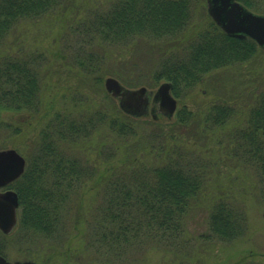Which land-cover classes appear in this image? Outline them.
I'll return each instance as SVG.
<instances>
[{"label": "trees", "instance_id": "1", "mask_svg": "<svg viewBox=\"0 0 264 264\" xmlns=\"http://www.w3.org/2000/svg\"><path fill=\"white\" fill-rule=\"evenodd\" d=\"M239 1L257 13L264 8V0ZM68 2L0 0V56L19 22L42 17L65 7ZM200 6L201 0H115L107 10L88 17L83 27L89 45L93 42L127 45L139 37L173 40L191 27ZM258 49L251 38L230 36L211 21L196 32L181 52L172 50L162 57L150 74L157 82H170L173 95L182 103L166 124L142 121L119 108H112V112L102 108L84 109L86 112L77 111L75 115L68 109H60L53 114V99L46 103L44 96L43 53H33L36 56L32 57L17 54L3 57L0 110L38 113L46 106L51 111L26 159L24 173L8 186L19 198L17 229L47 239L60 237L67 229L66 211L72 198L83 191H95L96 187L91 185L97 178L106 185L98 188L101 201L89 220L88 229L99 246L122 255L126 249L138 245L180 244L186 232L187 216L205 187L210 168L206 158L187 152L175 135L199 119L203 132L225 128L237 115L235 105L224 100H205L195 111L189 109L184 100L209 73L244 63ZM96 58L95 61L89 55L86 62L77 63L86 73L93 74L100 70L103 59ZM104 78L99 75L93 79L100 83ZM256 97L243 127L229 134V143L232 156L256 171L264 196V90ZM141 124L168 127V140L165 132L149 131L152 148L157 146L150 161L141 159L135 150L128 151L127 141L136 137ZM99 131L113 133L118 139L117 150L124 152L117 160L116 151L105 156L100 152L98 157L104 165L101 172H97L91 159L71 154L64 144L77 139L90 142ZM156 140L157 144L153 142ZM207 225L206 234L200 236L208 241L235 242L248 231L245 211L222 198L212 204ZM0 254L5 255L1 245ZM230 264L264 263L250 254Z\"/></svg>", "mask_w": 264, "mask_h": 264}, {"label": "rangeland", "instance_id": "2", "mask_svg": "<svg viewBox=\"0 0 264 264\" xmlns=\"http://www.w3.org/2000/svg\"><path fill=\"white\" fill-rule=\"evenodd\" d=\"M114 1L69 0L65 7L54 12L22 20L10 33L8 43L1 52L0 64L8 54L32 57L36 56L33 53H43L44 96L46 103L48 99H53V114L60 109H68L72 115L77 111L86 112L84 109L95 111L102 108L111 112L112 108L120 109L119 100L109 95L105 88L106 78L113 77L127 89L146 87L150 94L149 111L137 117L142 121L166 124L167 118L162 115L154 120L150 108L153 106V94L167 81H155L150 72L172 50L181 52L185 49L196 32L213 21L206 0H201L191 27L177 39L139 37L127 45L103 42L89 45L84 21L97 11L107 10ZM259 13L264 15V8ZM89 55L95 61L98 60L96 57H103L100 70H95L93 74L86 73L77 63L79 60L86 62ZM99 75H104L103 82L98 83L93 79ZM263 90L264 48L259 46L250 60L209 73L201 84L187 93L184 102L193 111L205 100L214 98L234 104L237 115L225 128L203 132L199 119L175 135L179 145L187 152L206 158L210 168L205 187L187 216L186 232L180 244L138 245L126 249L122 255L116 250L99 246L88 229L89 220L101 201L98 188L105 184L95 177L91 185L96 187L95 191H83L72 198L69 211H66L67 229L61 232L60 237L47 239L20 232L17 227L6 235L0 231V245L6 259L11 262L30 260L37 264H230L252 254L256 261L264 263V196L259 178L253 167L232 156L229 143V134L235 128L243 127L256 96ZM51 111L46 106L38 113L1 109L0 150L15 149L27 159ZM152 129L161 134L165 132L167 137L168 127L141 124L136 137L127 141L130 144L128 151L135 150L141 159L150 161L157 147L152 148L153 139L149 135ZM100 132L94 133L90 142L89 139L64 142L71 154L91 159V163L97 166V172L104 167L102 159L98 157L100 152L103 151L102 155L105 156L116 151V160L124 154L122 150H117L118 139L113 133ZM153 142L157 144L158 140ZM112 160H115V156ZM221 198L239 205L247 215L248 231L235 242L208 241L200 236L207 232L212 204Z\"/></svg>", "mask_w": 264, "mask_h": 264}, {"label": "water", "instance_id": "3", "mask_svg": "<svg viewBox=\"0 0 264 264\" xmlns=\"http://www.w3.org/2000/svg\"><path fill=\"white\" fill-rule=\"evenodd\" d=\"M208 13L214 22L228 35L251 38L264 48V15L251 12L239 0H206ZM105 88L119 100L120 108L135 116L149 111L150 94L146 87L131 90L116 78L108 77ZM172 84L162 83L152 96L150 113L154 120L158 114L172 118L177 108V99L171 93ZM25 158L14 149L0 150V188L18 179L24 172ZM18 195L13 190L0 192V229L10 233L17 223ZM0 264H36L33 261L10 262L0 254Z\"/></svg>", "mask_w": 264, "mask_h": 264}]
</instances>
